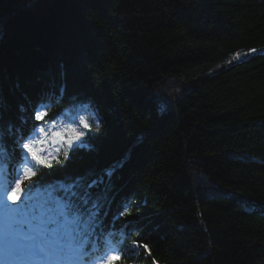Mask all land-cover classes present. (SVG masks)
Segmentation results:
<instances>
[{"label": "trees", "instance_id": "16d2710c", "mask_svg": "<svg viewBox=\"0 0 264 264\" xmlns=\"http://www.w3.org/2000/svg\"><path fill=\"white\" fill-rule=\"evenodd\" d=\"M0 101V165L44 176L33 199L103 178L90 191L114 246L148 245L115 264H264V0H0ZM86 106L103 124L68 160L12 149L33 123L94 124Z\"/></svg>", "mask_w": 264, "mask_h": 264}, {"label": "snow or ice", "instance_id": "6c2138e0", "mask_svg": "<svg viewBox=\"0 0 264 264\" xmlns=\"http://www.w3.org/2000/svg\"><path fill=\"white\" fill-rule=\"evenodd\" d=\"M233 58L239 59L240 54L237 53ZM60 99L62 96L55 97V102L58 103ZM48 110L49 106L43 109L34 106L31 117L43 120ZM4 112L5 106L0 101V128L3 127ZM55 119V116L52 117V120ZM79 123L83 129L98 132L103 120L97 119L94 124H90L81 116ZM37 128L40 133H44L45 129L34 123L31 131L35 133ZM83 135L84 132L77 127H70L64 142L72 149L73 142L79 141ZM56 136L63 138L64 133L58 132ZM3 141V133L0 132V156L5 155ZM14 143L36 165L52 167L48 159L38 154L34 147L38 141L32 136L25 133ZM63 155L65 160L69 159L68 152ZM18 171L20 176L14 175L8 179L6 169L0 165V264H115L121 260L124 252L138 255L140 247L148 250L147 244L132 241L131 235H124L117 242L120 247H115L103 229L100 222L103 208L101 197L93 198L90 191L97 184H102L103 178L87 184L73 182L62 184L59 188L49 187L42 197L33 199L32 193L37 186L45 183L44 176L34 180L36 172L27 163ZM113 171L115 169L107 171L106 175L111 176ZM24 180L29 183L27 191L21 187ZM120 215H131L130 208L124 207ZM128 241H131V246L125 247ZM153 264H156L155 260Z\"/></svg>", "mask_w": 264, "mask_h": 264}, {"label": "rangeland", "instance_id": "374dc122", "mask_svg": "<svg viewBox=\"0 0 264 264\" xmlns=\"http://www.w3.org/2000/svg\"><path fill=\"white\" fill-rule=\"evenodd\" d=\"M86 110L89 112L90 116L93 117L94 122L97 120V118L95 117L94 113L92 112L91 108L89 106H86ZM81 116L72 118L70 116L69 119H65V120H73V123H71L70 126H67L66 122L63 121H58L57 123L53 124L52 129L50 130V132H44V133H40L39 131L35 133L34 135V140L38 141V143H35L34 147L37 150L38 154L45 159H48L49 162H51L53 159H55L60 153H64L67 152L69 150L68 147H61L60 145L64 143V140L67 138L68 136V128L70 127H77L78 130L82 131V125H80L79 123V118ZM85 119V118H84ZM64 120V119H63ZM64 133V137L63 138H58L56 136V133ZM80 144L81 146H87L85 143L81 142V138L79 141H74L73 142V146H76ZM20 173V172H18ZM18 173H16L15 175H18ZM206 186H208V183H204ZM13 187L15 186L14 184L12 185ZM210 186V185H209ZM215 192L218 195H227V194H233L231 191H227L224 188H219V187H214L211 190V193Z\"/></svg>", "mask_w": 264, "mask_h": 264}, {"label": "bare ground", "instance_id": "6f19581e", "mask_svg": "<svg viewBox=\"0 0 264 264\" xmlns=\"http://www.w3.org/2000/svg\"><path fill=\"white\" fill-rule=\"evenodd\" d=\"M21 66H22L21 69H24L28 74H30L29 77H28V81L25 84V85H27V87H30V82H32L34 80V79H32L33 78V74H34L33 71H32V67H37V66L35 64H28L27 62H21ZM20 77L21 76H18V79ZM160 96H161V94H160ZM31 103H32V100L25 99V101H23L22 108L27 112V108H28V106H30ZM90 108H93V107L91 106ZM85 109H86V107H85ZM16 110L17 111H21L20 109H16ZM92 112L94 113L93 110H92ZM74 114H75L74 115L75 117H78V116L81 115V112L75 111ZM21 116L22 115H20V114L17 115L18 118L15 120V123L17 124V126H20V124L22 123L23 117H21ZM74 116L72 118H74ZM61 121L66 122L67 123V126H70L71 123H73V120L72 119L71 120H65V119L63 120L62 119ZM60 146L61 147H68V145L65 142L63 144H61ZM11 147L14 150H18L19 149L18 146H15L12 142H11ZM7 178L8 179H12L13 178V172L12 171L9 170L8 175H7Z\"/></svg>", "mask_w": 264, "mask_h": 264}]
</instances>
